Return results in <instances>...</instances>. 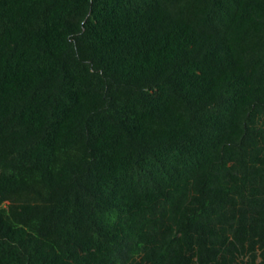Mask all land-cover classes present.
<instances>
[{
    "label": "trees",
    "instance_id": "obj_1",
    "mask_svg": "<svg viewBox=\"0 0 264 264\" xmlns=\"http://www.w3.org/2000/svg\"><path fill=\"white\" fill-rule=\"evenodd\" d=\"M0 264H264V0H0Z\"/></svg>",
    "mask_w": 264,
    "mask_h": 264
}]
</instances>
